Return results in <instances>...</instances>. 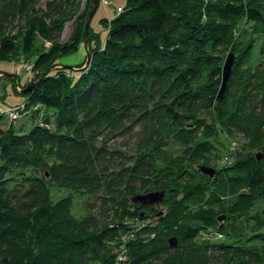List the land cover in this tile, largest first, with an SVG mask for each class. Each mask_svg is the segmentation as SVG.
<instances>
[{"label":"trees","instance_id":"16d2710c","mask_svg":"<svg viewBox=\"0 0 264 264\" xmlns=\"http://www.w3.org/2000/svg\"><path fill=\"white\" fill-rule=\"evenodd\" d=\"M42 1L0 0V62L26 57L34 75L26 105L55 111L53 120L46 118L28 132L3 130L0 115V264H116L115 249L121 245L130 257L127 264L167 256L173 264H264V219L251 216L264 200V69L252 70L251 45H231L243 20L252 25L250 35L261 41L264 57V0H125L118 15L101 21L107 28L102 48L92 51L88 66L74 78L50 69L57 54L75 52L80 24L71 46L42 48L31 60L34 36L29 30L12 34L16 22L45 11L50 22L45 38H58L74 0H46L45 10L36 11ZM227 44L235 59L218 99L220 55ZM216 124L252 139L257 153L234 162L227 171L237 176L205 195L189 212L188 224L165 235L162 242L175 236L176 247L169 246L171 238L168 246L143 242L138 237L150 230L136 231L137 225L155 210L131 199L176 189L181 176L189 177L187 166L209 153ZM137 125L147 135L138 156L107 146L111 135L129 134ZM165 137L184 147L181 156L167 155ZM197 172L201 182L214 178ZM49 183L93 197L98 209L93 205L91 216L73 219L69 198L50 204ZM247 220L256 228L241 244L195 242L210 230L233 240L229 227ZM48 224L54 226L47 232L48 246L37 237L31 243V230ZM129 237L136 239L122 242Z\"/></svg>","mask_w":264,"mask_h":264},{"label":"rangeland","instance_id":"374dc122","mask_svg":"<svg viewBox=\"0 0 264 264\" xmlns=\"http://www.w3.org/2000/svg\"><path fill=\"white\" fill-rule=\"evenodd\" d=\"M45 1L46 0L37 4V7H35L36 11L45 10ZM103 1L99 0L98 2L97 9L88 28L87 36L84 30L86 20L92 9L93 0H74L73 5L68 8L66 18L63 20L60 35L58 38H55L52 41L45 38L47 31L46 29L50 26V22L45 16V11H43V14H35L31 12L27 18L22 20V22H16L11 29L12 34L15 35L17 32L20 33L29 30V33L34 36L33 48L29 52L31 60L34 59V57L41 51L42 48L58 49L61 47L66 48L71 46L72 41L70 40L75 24H80L83 30H81V38L77 44V49L74 53L69 55L62 56L60 53L57 54L56 58L53 60V67L50 69V71L56 69L64 70L67 72V77L74 78L88 66L92 51L100 47L102 48V44L106 38L107 28L101 21L103 19L110 21L121 12L125 5V0H105L106 3H103ZM76 21L79 23H76ZM251 27V24L247 25L243 20H241L234 28L231 45L233 43L235 44L237 42H243L252 46L253 59L251 65L253 68L252 70L254 71L256 66H260V69H264V57H261L259 54L261 41L256 39L258 37H251L250 35ZM250 40L252 41L250 42ZM224 49L225 50L223 51V54L220 55L219 64L221 69L226 55L229 52H232V47L230 44H227ZM235 56L238 60L241 57V53H236ZM27 64L28 62L26 61V57H22L20 60L12 58L11 62H0V115L3 116L1 120V128L3 130L13 128L15 130H21L22 132H28L32 127L41 124V122H43V120L46 118H49L50 120H53L54 118L55 111L53 109L44 108L39 105L28 106L25 102L27 98H25L26 95L21 96L19 94L21 91L20 89L27 82L28 84L32 82L31 80L29 83L30 76L31 78L34 76L31 75L32 70L28 71L29 69ZM220 80H222V75ZM205 82L206 73L203 75L199 84L204 85ZM21 101H24L22 105L19 104ZM18 106L21 107L19 108V111L18 108H16ZM10 108L17 109V115L15 119L7 117V112ZM22 115H26L25 117H27V121L21 117ZM206 120L208 123H212V119L209 118V116L206 118ZM50 128L53 129V127ZM216 129L217 136L207 141L210 151L206 155L205 159L198 164L187 166L185 173L189 174V177H185V175L181 176V178L178 179L179 185L176 187V189H157L149 192H163L164 198L159 205H153L155 213L150 214V219L137 225L136 231L142 228L150 230L138 237L141 238L143 242L152 240L155 241V243L158 242L159 246L161 243H164V246H168L167 241L175 236L170 235V237L168 236L169 238L162 242L163 238H165V235L181 225L188 224L189 212L191 213L196 208H198L201 203H204L206 198L205 195H208L209 192L222 190L223 182L226 183L228 178L237 176L235 174L229 173L227 171L228 168L232 166L237 160H241L257 153V147L252 139L246 138L242 134H236L226 129L223 130L219 124H216ZM146 138L147 135H145L144 128L140 125H137L129 134L111 135L108 139L109 141L107 142V146L110 149L120 151L127 154L128 156H138V149ZM164 143L165 145L163 150L168 156L176 157L182 155L184 150L182 145L167 137H165ZM233 144L235 146H233ZM233 148L235 149L233 150ZM198 165H204L215 170V175L213 176L214 178L211 182H208L205 179H203L201 182V180L195 177L194 174H198ZM48 190L49 202L52 206L59 203L63 198L70 199V215L73 219H81L91 216L93 213L91 206L93 205H96L94 210L98 209L94 198L86 194L61 189L53 183H49ZM202 196H204V199L201 202ZM192 200H197L198 202L200 201V203ZM251 216H257L260 219H264V200H259L255 204L251 210ZM255 224L256 223L253 221L247 220L239 225L230 226V236H236L233 240L226 239L224 236L217 234L215 230H210L206 233H201L195 242L197 244H203L206 241L217 244H232L233 242L241 244L251 236L253 230L256 228ZM44 226L47 228L35 231L31 230V243L33 241L36 242L35 240L37 237L38 240H43L44 245L46 244V246H48L50 234L47 232L52 231L54 226L52 224ZM235 232L237 235H235ZM260 232L264 233V228H262ZM135 239L136 238L134 237L124 238L122 242L129 243L130 240L132 241ZM157 239L159 241H157ZM115 251H118V249H115ZM124 255L125 261H129L130 257L128 252H125ZM147 264H173V258L170 256L161 257L151 260Z\"/></svg>","mask_w":264,"mask_h":264},{"label":"water","instance_id":"95a60500","mask_svg":"<svg viewBox=\"0 0 264 264\" xmlns=\"http://www.w3.org/2000/svg\"><path fill=\"white\" fill-rule=\"evenodd\" d=\"M98 2L99 0H93V3H92V9H91V12L86 20V24H85V33H86V36H87V33H88V28H89V25H90V22H91V19L97 9V6H98ZM234 53L233 52H229L227 55H226V58H225V61L223 63V66H222V69H221V75H222V80H221V87H220V90H219V93H218V99H221L224 92H225V89H226V86H227V82L231 76V72H232V67H233V64H234ZM33 87V84H30L28 87H26L25 89L21 90L20 91V95L21 96H24V95H27L28 93H30L31 89ZM198 171L207 176L208 178H213V176L215 175V170L210 168V167H207V166H204V165H200L198 166ZM164 198V193L163 192H152V193H147V194H144V195H136L134 196L131 201L133 204H140V205H159L162 200ZM221 219H219L220 221ZM169 246L171 248H174L176 247V240L174 238H171L169 240Z\"/></svg>","mask_w":264,"mask_h":264},{"label":"built area","instance_id":"2783aa9c","mask_svg":"<svg viewBox=\"0 0 264 264\" xmlns=\"http://www.w3.org/2000/svg\"><path fill=\"white\" fill-rule=\"evenodd\" d=\"M103 1V0H102ZM103 3H106V1L104 0L103 1ZM28 66V71H31L32 70V65H29V64H27ZM16 108H18V111H19V108H21L20 106H18V107H16ZM16 108H13V109H9L8 110V112H7V117L9 118H11V119H15L16 118V113H17V109ZM233 146H235L234 144H233ZM235 148H233V150H234ZM125 252H126V249L124 248V246L123 245H121L120 247H119V249H118V251L116 252L117 254H116V258H115V261H116V264H127V261H125ZM125 261V262H124Z\"/></svg>","mask_w":264,"mask_h":264},{"label":"crops","instance_id":"0c3cea01","mask_svg":"<svg viewBox=\"0 0 264 264\" xmlns=\"http://www.w3.org/2000/svg\"><path fill=\"white\" fill-rule=\"evenodd\" d=\"M23 103H24V101H23V102H22V101H21V102H19V104H20V105H22ZM19 104H17V105H19ZM25 116H26V115H22L21 117H23V118H24V120H25V121H27V117H25Z\"/></svg>","mask_w":264,"mask_h":264}]
</instances>
